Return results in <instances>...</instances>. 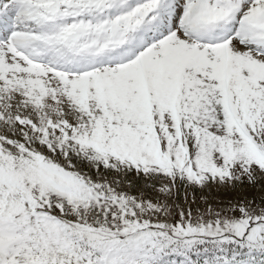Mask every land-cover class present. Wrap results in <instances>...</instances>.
<instances>
[{
    "label": "snow or ice",
    "instance_id": "6c2138e0",
    "mask_svg": "<svg viewBox=\"0 0 264 264\" xmlns=\"http://www.w3.org/2000/svg\"><path fill=\"white\" fill-rule=\"evenodd\" d=\"M0 264H264V0H0Z\"/></svg>",
    "mask_w": 264,
    "mask_h": 264
}]
</instances>
